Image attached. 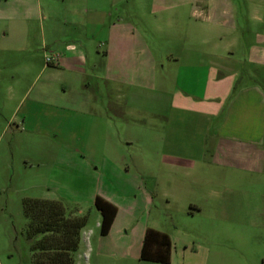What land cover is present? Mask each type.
Returning <instances> with one entry per match:
<instances>
[{
    "label": "rangeland",
    "instance_id": "1",
    "mask_svg": "<svg viewBox=\"0 0 264 264\" xmlns=\"http://www.w3.org/2000/svg\"><path fill=\"white\" fill-rule=\"evenodd\" d=\"M68 1L46 0L44 32L36 29L23 42L21 51L0 55V65H4L3 83L0 81V264H31L23 201L32 199L61 201L74 207L77 215H87L77 264H159L139 260L146 228L169 236L168 264H264V169L246 171L214 164L209 147H197L192 130L184 137L185 149L166 147L165 102L160 97V107L156 108L147 90L140 91L139 103L125 106V115H110L107 135L100 136L96 110L90 105L78 110L74 106L75 99L81 102L88 94L98 102L105 95L99 80L88 81L87 91L45 63L56 54L54 46L75 37L71 25L60 24L73 18ZM212 1L121 0L116 7L163 59L164 69L155 73L158 83L170 76L179 90L200 92L204 73L186 70L190 65L196 68L213 63L212 56L205 55L216 51L214 38L219 32L213 24L212 7L209 13L202 12L203 5L212 6ZM233 1L238 11L249 3ZM250 2L253 12L264 16V0ZM51 17L59 23L57 35L47 30ZM262 26L253 23L249 30V24L238 23V30L230 35L240 37L244 47L253 43ZM10 42L18 45L20 41H2L6 46ZM243 47L234 49L239 72L248 69L240 55ZM170 54L179 58L180 67L187 64L179 71L186 77L183 83L174 79L177 66H168L166 57ZM87 59L89 66L95 64L92 55ZM92 73L98 76L99 68ZM251 73L253 80H264V71ZM9 82L17 84L13 89L24 96L15 110L16 103L7 101L4 85ZM129 93L128 88L122 89L123 101L128 102ZM114 96L110 91L109 99ZM22 116L26 117V128L20 123ZM168 155L195 162L186 173L175 175L170 184L165 182L169 174L161 165ZM95 196L117 209L100 256L94 249L99 237Z\"/></svg>",
    "mask_w": 264,
    "mask_h": 264
},
{
    "label": "crops",
    "instance_id": "2",
    "mask_svg": "<svg viewBox=\"0 0 264 264\" xmlns=\"http://www.w3.org/2000/svg\"><path fill=\"white\" fill-rule=\"evenodd\" d=\"M61 1L62 4L65 3V0ZM68 2L72 5L69 15L73 18L60 24L71 25L75 37L70 38V42L62 46L53 47L54 51H57L54 56L58 59L52 70L67 74L87 91L90 87L88 81L92 79L100 81V87L105 95L100 98V102L89 94L81 99V102L77 99L73 102L76 104L74 106L78 107L77 110L82 105H90L96 110V119L100 122V136L108 133L110 115L114 117L125 115L123 113L125 106L139 103L140 91L147 90L150 102L156 108L160 107L158 104L160 97H163L165 102L161 117L166 123V147L185 149L188 146L184 142V137L189 130H192L198 140L197 147H209L214 164L246 171L264 169V80L260 83L253 80L254 75L251 73V71H264V16L257 11L253 12L250 0L248 5L247 2L244 3L241 11H238L233 0H213L212 6L203 5L201 10L204 14L207 11L209 13L212 7L213 24L215 28L217 27L219 35L214 38L216 51L204 54L209 58L212 56L213 63L198 64L196 68L193 65L187 66L189 68L187 72L196 73L201 70L200 72L204 73V80L197 94L179 90L173 86V77L171 79L170 76L161 79L160 83L157 82L155 73L164 69L163 59L157 57L143 35L126 20L124 12L116 8L121 0H69ZM46 3V0H43V3L42 0H0V55L21 51L25 46L23 42L36 29L41 33L44 32L46 28L44 21L48 15L42 16V13L46 14L44 10ZM238 23L249 24V30L252 29L253 23L263 26L259 33H255L253 43L243 47L240 37L230 35L238 30ZM48 24L47 30L50 35L59 34L57 28L59 23L57 24L54 18L51 17ZM228 38L231 41L226 43ZM14 39L20 41L18 45H12L10 42L6 46L2 43ZM203 43L201 41V44ZM240 46L243 47L240 55L245 58V65L248 66V69H243L241 72L237 68V61L234 60L235 53L237 54L234 49ZM88 54L92 55L93 63L95 62L93 66L88 65ZM166 61L170 69L177 66L174 79L177 78L182 82L186 77L183 78L179 71L180 68L184 70L187 64L184 63V66L180 67L179 58L173 54L166 57ZM3 66L0 65L2 83ZM98 68L97 76L92 72ZM41 70L44 71V66ZM16 83L18 84L17 81ZM186 85L188 86L189 83ZM4 86L8 92L7 101L15 102L14 110L17 109L24 96H21L19 89L17 91L13 89L15 86L12 82ZM124 88L130 90L128 102L123 101L124 95L121 91ZM110 91L115 95L113 100L108 97ZM132 109L134 110V107ZM156 113L154 115L158 117ZM214 119L217 121L213 124ZM20 123L26 128L25 116H22ZM90 133L93 134L91 131ZM161 165L169 174L165 182L170 184L176 179L175 175L186 173L195 162L181 156L168 155ZM95 218V227L99 231L100 215ZM146 229L143 230L142 237ZM88 233H91L92 238L93 233L90 231ZM105 237L99 235L94 241L96 256H100L103 252L102 241ZM77 252L78 250L74 254V264H77Z\"/></svg>",
    "mask_w": 264,
    "mask_h": 264
},
{
    "label": "trees",
    "instance_id": "3",
    "mask_svg": "<svg viewBox=\"0 0 264 264\" xmlns=\"http://www.w3.org/2000/svg\"><path fill=\"white\" fill-rule=\"evenodd\" d=\"M93 206L100 215L99 235L106 236L112 226L117 209L96 196ZM23 215L27 220L25 239L29 243L31 264H74L80 235L85 228L87 215L61 201L24 200ZM171 240L165 233L146 229L143 235L139 260L168 264Z\"/></svg>",
    "mask_w": 264,
    "mask_h": 264
},
{
    "label": "built area",
    "instance_id": "4",
    "mask_svg": "<svg viewBox=\"0 0 264 264\" xmlns=\"http://www.w3.org/2000/svg\"><path fill=\"white\" fill-rule=\"evenodd\" d=\"M57 59H58L57 56L47 57V58L45 59V63H46L47 65H54V63L57 62Z\"/></svg>",
    "mask_w": 264,
    "mask_h": 264
}]
</instances>
